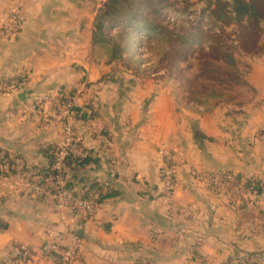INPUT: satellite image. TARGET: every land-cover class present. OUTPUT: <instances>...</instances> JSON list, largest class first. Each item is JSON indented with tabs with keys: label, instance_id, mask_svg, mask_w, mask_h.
<instances>
[{
	"label": "crops",
	"instance_id": "crops-1",
	"mask_svg": "<svg viewBox=\"0 0 264 264\" xmlns=\"http://www.w3.org/2000/svg\"><path fill=\"white\" fill-rule=\"evenodd\" d=\"M106 1L0 0V80L24 82L0 94V264H65L42 252L65 225L31 187L63 141L62 122L34 113L46 97L72 107L87 154L85 165H69L72 192L93 188L100 204L92 220H72L83 243V259L72 264H264V54L251 61L257 100L242 122L200 116L152 77L114 72L125 57L94 59V23ZM13 15L15 35L6 28ZM161 150L177 168L166 200L158 197ZM225 174L257 193L230 201L204 179Z\"/></svg>",
	"mask_w": 264,
	"mask_h": 264
},
{
	"label": "rangeland",
	"instance_id": "rangeland-1",
	"mask_svg": "<svg viewBox=\"0 0 264 264\" xmlns=\"http://www.w3.org/2000/svg\"><path fill=\"white\" fill-rule=\"evenodd\" d=\"M157 1H160V5L156 6V9H162L161 16L157 18L166 29V38L157 41L146 34L138 35L133 39L136 49L132 50L131 54L128 52L122 56L128 64L113 71L152 77L159 82L162 89L170 92L176 98L177 104L183 108L197 112L200 116H227L237 126L244 118V109L249 110L257 100L256 91L247 81L254 58L242 53L237 56L239 77L233 81L217 69L227 70L229 73L235 70L218 60V56L210 51L211 46H219L226 53L237 51L235 26H223L209 13L203 14L207 6L201 0H190L194 5L189 9L183 0ZM192 28H201L211 37L206 39L207 36L199 33L198 37L194 36V39L188 41L190 48L184 51L176 34L185 35ZM117 31L119 28H112L111 34L115 35ZM173 32L175 35L171 34ZM199 50L209 56L202 58ZM210 55L214 56V59ZM202 61L209 62L212 64L210 68L215 66L213 68L216 70L202 74ZM204 179L212 185L209 177ZM50 258L61 261L58 257Z\"/></svg>",
	"mask_w": 264,
	"mask_h": 264
},
{
	"label": "trees",
	"instance_id": "trees-1",
	"mask_svg": "<svg viewBox=\"0 0 264 264\" xmlns=\"http://www.w3.org/2000/svg\"><path fill=\"white\" fill-rule=\"evenodd\" d=\"M205 2L207 8L202 12L209 13L217 23L223 26H235L237 38V51L226 53L219 46H211L210 51L216 54L217 59L225 62V65L234 69L229 73L227 70L221 71L222 75L230 77V80L235 81L238 78L237 58L239 54L249 55L252 58H257L264 54V0H201ZM187 9L192 8L194 4L190 0H183ZM160 5L157 0H107L99 10L93 31V57L99 63L104 65H112L119 62L122 56L128 52L135 50L134 38L140 34H146L147 37L160 41L166 38V29L162 25V21L157 17L161 16L162 9H156ZM112 28H119L115 35L111 34ZM164 30V31H163ZM187 32V30H186ZM199 33L207 36L201 28H192L185 35L176 34L177 40L181 42L184 51L189 50L188 41L199 36ZM175 35V33H171ZM172 35V36H173ZM191 36V38L189 37ZM145 44V41H143ZM200 51V56L205 58L209 56L204 51ZM238 56V57H237ZM214 59V56H211ZM201 57L199 60L201 61ZM212 65V64H211ZM209 62H201L202 74L212 73L216 68H210ZM54 153L51 155L50 165L52 164ZM88 158L82 161L70 160L69 165L83 166L87 163ZM47 170L39 172L36 176H43L49 172ZM35 176V177H36ZM218 180L227 183L244 184L251 188L252 196L257 193V186L251 181L243 180L233 174H225L217 176ZM71 181L67 184L68 190H73ZM93 189V188H92ZM92 189L86 192L84 198L92 197ZM75 195L76 193L73 192ZM230 201L240 200L239 195L225 192ZM76 196V195H75ZM100 197V196H99ZM158 197L160 195L158 193ZM101 201V197L99 198ZM161 199V198H160ZM241 202V201H240ZM242 204V202L240 203ZM236 264H251L249 260L240 259Z\"/></svg>",
	"mask_w": 264,
	"mask_h": 264
},
{
	"label": "built area",
	"instance_id": "built-area-1",
	"mask_svg": "<svg viewBox=\"0 0 264 264\" xmlns=\"http://www.w3.org/2000/svg\"><path fill=\"white\" fill-rule=\"evenodd\" d=\"M8 33L18 34L21 23L17 15H13L6 24ZM24 86L23 81L0 80V94H12L20 91ZM34 113L48 119L62 122L63 141L54 153L49 172L43 176H36L32 181V190L36 196L49 200L65 225V231L42 244V252L48 257H58L65 264L77 263L83 259V243L76 235L72 220L88 222L93 219L100 207L97 196L90 198L78 197L68 190L67 184L72 181L68 174L70 160L82 161L87 154L82 146V141L73 123L72 107L62 106L53 98H42L36 101ZM161 190L160 198L168 199L176 189L177 168L173 155L161 150ZM212 186L218 190L237 194L241 197L250 195L251 188L244 184L227 183L215 178H209Z\"/></svg>",
	"mask_w": 264,
	"mask_h": 264
},
{
	"label": "water",
	"instance_id": "water-1",
	"mask_svg": "<svg viewBox=\"0 0 264 264\" xmlns=\"http://www.w3.org/2000/svg\"><path fill=\"white\" fill-rule=\"evenodd\" d=\"M24 97H26V91H24V92L21 93L20 99L23 100Z\"/></svg>",
	"mask_w": 264,
	"mask_h": 264
}]
</instances>
